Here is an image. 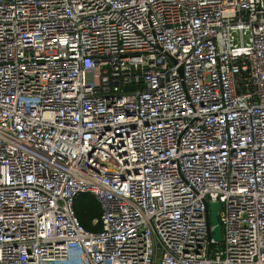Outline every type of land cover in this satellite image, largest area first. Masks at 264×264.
I'll return each mask as SVG.
<instances>
[{"label":"built area","instance_id":"built-area-1","mask_svg":"<svg viewBox=\"0 0 264 264\" xmlns=\"http://www.w3.org/2000/svg\"><path fill=\"white\" fill-rule=\"evenodd\" d=\"M0 264H264V0H0Z\"/></svg>","mask_w":264,"mask_h":264},{"label":"trees","instance_id":"trees-1","mask_svg":"<svg viewBox=\"0 0 264 264\" xmlns=\"http://www.w3.org/2000/svg\"><path fill=\"white\" fill-rule=\"evenodd\" d=\"M74 211L80 225L88 231L100 230V223L93 224V220H99L101 209L97 200L89 194H80L74 203Z\"/></svg>","mask_w":264,"mask_h":264},{"label":"water","instance_id":"water-1","mask_svg":"<svg viewBox=\"0 0 264 264\" xmlns=\"http://www.w3.org/2000/svg\"><path fill=\"white\" fill-rule=\"evenodd\" d=\"M210 215H209V222L210 225L213 227L212 230V238L220 242L222 240V232H221V226L218 222V212H219V204L214 202L210 204Z\"/></svg>","mask_w":264,"mask_h":264}]
</instances>
